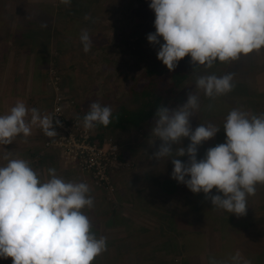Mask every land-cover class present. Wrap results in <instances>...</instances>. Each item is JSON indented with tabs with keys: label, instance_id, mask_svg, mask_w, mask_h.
Returning <instances> with one entry per match:
<instances>
[{
	"label": "rangeland",
	"instance_id": "obj_1",
	"mask_svg": "<svg viewBox=\"0 0 264 264\" xmlns=\"http://www.w3.org/2000/svg\"><path fill=\"white\" fill-rule=\"evenodd\" d=\"M25 2L33 7L22 15L18 6ZM149 4L137 0H71L70 5L60 0H0V45L10 37L12 29L16 38L12 45L1 46V56L13 57L10 66L8 60H0V115L8 114L10 105L5 99L10 94L13 98L23 95L21 91H11L7 82L13 76L8 69L20 66L22 55L30 53L35 40L46 44L55 57L43 62L50 67L41 69V73L46 71L40 80L41 88L39 83L33 84L30 97L46 96L42 103L44 115L54 117L60 108L63 120L70 122L68 131L74 140L96 135L94 129L86 131L78 119L77 106L85 101L99 100L113 111L136 108L138 101L126 91L125 79L146 67L168 71L157 58L159 45L147 39L149 33L156 31L155 13ZM28 15L30 22H26ZM86 15L89 20L84 19ZM82 29L88 30L92 40L88 53L80 42ZM178 66L191 68V57L179 61ZM211 74H231L232 91L214 98L205 96L203 90L195 87L196 79ZM243 91L260 100L248 99L251 96L245 97ZM189 92L199 97L200 104L191 120L192 129L200 123L221 128L213 139L199 147L198 159H202L205 146H214L219 139L225 142L223 124L233 108L249 114L264 113V49L229 63L217 60L211 68L202 66L179 94L166 102V107L182 106ZM36 104V100L31 102L32 108ZM153 125L116 130L104 137L107 150L113 146L117 149L108 165V183L101 186L84 172L80 163L68 159L64 131L54 119L58 136L47 138L42 153L38 154L37 148L21 135L10 145L0 144V166L7 163L4 157L10 155L29 161L42 180L49 178V168H55L66 182L90 185L94 207L83 211L97 238H107V251L98 256L99 264H210L213 259L219 264H233L231 258L236 255L239 264H264V185L258 184L255 195L247 198L246 215L238 217L213 207L203 192L195 194L172 179L174 165L168 160L171 157L161 161L154 158L161 141L151 136ZM189 143L188 138L183 140L184 147ZM179 159L187 161L186 156ZM216 194L213 189L212 195ZM0 264L13 262L11 258H0Z\"/></svg>",
	"mask_w": 264,
	"mask_h": 264
},
{
	"label": "clouds",
	"instance_id": "obj_2",
	"mask_svg": "<svg viewBox=\"0 0 264 264\" xmlns=\"http://www.w3.org/2000/svg\"><path fill=\"white\" fill-rule=\"evenodd\" d=\"M60 2L71 4V0ZM149 7L155 13L156 31L147 39L159 45L157 58L169 71L188 56L192 65L211 68L217 60L229 63L264 49V0H150ZM80 42L88 53L92 40L87 29L81 30ZM232 79L231 74L203 75L197 77L195 87L214 98L232 91ZM199 108L194 92L188 93L182 106L157 108L151 136L161 144L154 158L171 157L172 179L195 194L203 192L213 207L238 217L246 215L247 198L255 195L258 184L264 185V113L233 108L223 124L225 142L198 159L199 147L221 130L210 123H200L193 130L191 120ZM112 115L110 106L94 101L83 117V127L86 131L97 125L107 127ZM53 119L18 101L8 114L0 115V144L10 145L21 135L29 137L32 126L55 138ZM55 123L63 126L59 120ZM185 138L190 140L187 147ZM185 156L186 162L179 159ZM4 159L7 163L0 166V258H11L13 264H93L107 251V238H97L83 211L94 207L90 185L66 182L55 168H49V178L42 180L29 161L10 155ZM213 189L218 194L212 195ZM231 259L239 264L238 255ZM210 264L219 262L213 259Z\"/></svg>",
	"mask_w": 264,
	"mask_h": 264
},
{
	"label": "trees",
	"instance_id": "obj_3",
	"mask_svg": "<svg viewBox=\"0 0 264 264\" xmlns=\"http://www.w3.org/2000/svg\"><path fill=\"white\" fill-rule=\"evenodd\" d=\"M137 1L140 4H148L150 2V0ZM20 5L18 6V8H20V13L23 15L24 11V13L26 14V8L24 10V8ZM27 18L29 19V15L27 16ZM135 36L137 38L140 37V35ZM201 68L202 66L199 65H193L191 68L177 66L174 71L168 70L163 73L157 68L146 67L142 70H139L136 74L128 76V78L125 79V88L129 94H131L133 97H136L138 106L133 109L122 107L117 111L112 110L113 115L111 124H109L107 127L97 125L94 129L96 135L95 138H93V141H101L109 132L112 131L126 130L129 128L142 129L152 126L154 124L157 108L161 104L166 106V102L168 100L175 98L179 94L183 86L186 84V82L191 79L193 73ZM37 72L39 74V78L37 80H41L42 73L39 71ZM243 93L246 94L245 97H248V95H250L251 97H248V99L250 100L255 99V102H258L260 100L247 91H243ZM92 102L94 101H85L84 105L80 104L81 106H77V115L78 119L81 122H83V117L88 112L89 105ZM95 102H99L102 106H108L107 104L99 100H95ZM255 102L252 103L255 104ZM219 143H222L221 139H219L217 144ZM216 145L208 147L205 146L202 157L205 156L206 151L209 148L215 147ZM167 191L169 193L173 192V190ZM121 256L119 257V259L121 258ZM97 260L98 257L94 260L93 264H99Z\"/></svg>",
	"mask_w": 264,
	"mask_h": 264
},
{
	"label": "crops",
	"instance_id": "obj_4",
	"mask_svg": "<svg viewBox=\"0 0 264 264\" xmlns=\"http://www.w3.org/2000/svg\"><path fill=\"white\" fill-rule=\"evenodd\" d=\"M20 6H22L25 11H28L29 8L33 7L32 5H27V3L25 2V6L24 4H21ZM1 11V10H0ZM24 12V11H23ZM26 22H30V20L28 19V21ZM5 28L4 23H1V29ZM14 30H16L18 27L17 25L14 26ZM11 35L9 38H7L3 44L0 45V54H1V46L3 45H12L15 41L16 38L14 36V31L13 29L10 31ZM34 44L36 45V47L34 48ZM33 44V48L31 49V51H29L30 53L27 54H23L21 59V63L19 64L20 66H18L17 69H14L12 67H9L8 72L12 74L13 79L9 78V81L7 83L11 84V91H16L19 93V91L22 92V97H12V95H9V99H5L9 102V107L8 108V113L10 112V109L19 101V102H23L29 109L32 108L31 106V102H34L36 100V105L35 108H37L40 112V114L43 116L44 114V108L42 106V103L44 101H46V96L45 97H39V99H32L30 97V94L33 90V84L36 86L39 83V87L41 88L40 85V79L37 80L39 78V74L37 71L41 72V69H48V65H46L45 63H48V61L52 60L55 55L49 51V48L46 47V44H42V42L40 41H36ZM37 46H39L37 48ZM37 48V49H36ZM35 50V51H32ZM7 54V53H6ZM6 54L3 53L4 56H6ZM7 57V56H6ZM13 57V54H9L8 58H4L3 56L0 55V60H8L9 61V66H10V61L11 58ZM40 62H42L43 65L40 64ZM45 62V63H43ZM26 72V73H25ZM46 73V71H42V75ZM42 78V76H41ZM12 80V81H11ZM43 80V78H42ZM11 82V83H10ZM41 92V91H40ZM40 92L37 93V95H40ZM22 98V99H20ZM44 98V99H42ZM51 96L49 98H47L48 100H50ZM6 105V104H5ZM6 108V109H7ZM30 116L31 113L29 112V116L27 117L28 120H30ZM23 137V135H22ZM24 138V137H23ZM48 137H46L43 134V131L37 127V126H32V134L27 137L24 138V140L28 141L29 144L32 143V146L37 148V153L40 154L42 153L45 149H44V143L46 142ZM31 146V147H32ZM34 150V149H33ZM48 155H51L50 153ZM56 164V162H55Z\"/></svg>",
	"mask_w": 264,
	"mask_h": 264
},
{
	"label": "built area",
	"instance_id": "obj_5",
	"mask_svg": "<svg viewBox=\"0 0 264 264\" xmlns=\"http://www.w3.org/2000/svg\"><path fill=\"white\" fill-rule=\"evenodd\" d=\"M60 108L56 109L54 113V122L59 120L64 131L65 140V154L68 159L80 163L84 172H88L92 175L93 181L96 185L101 186L105 182L108 183V165L111 162L114 154L116 155V146L107 150L106 138L101 141H93V136L85 135L81 136L80 140H74L73 136L68 131L70 128L69 123H66V119L63 120Z\"/></svg>",
	"mask_w": 264,
	"mask_h": 264
}]
</instances>
